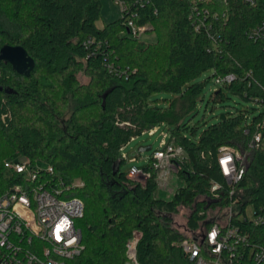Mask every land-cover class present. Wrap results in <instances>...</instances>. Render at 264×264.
Masks as SVG:
<instances>
[{
    "label": "trees",
    "instance_id": "obj_1",
    "mask_svg": "<svg viewBox=\"0 0 264 264\" xmlns=\"http://www.w3.org/2000/svg\"><path fill=\"white\" fill-rule=\"evenodd\" d=\"M193 2L149 0L134 7L137 25L150 24L156 34L147 43L129 34L126 14L99 28L101 0H0V50L21 46L35 60L29 78L0 61V86L11 92H0V161L17 154L52 166L65 184L84 182L70 197L85 205L77 222L85 251L69 264H125L135 232L139 264H191L179 244L210 227L209 209L235 199L240 210L232 224L251 243L264 245V224L246 215L251 206L254 218L264 216V94L253 80L264 82V47L246 36L262 17L237 4L230 21L218 26L221 39L213 41L192 27ZM213 4L226 8L223 0ZM207 71L213 75L199 82ZM227 75L234 80L220 85L210 101L225 105L234 96L260 109L227 112L200 131L205 120H187L204 100L206 82ZM159 94L172 98H155ZM159 125L183 150L174 162L182 187L170 200L157 195L156 171L141 185L124 170L122 150ZM258 133L261 141L251 148ZM222 147L249 153L234 186L218 165ZM144 169L151 170V162ZM214 184L224 195L220 201L211 199ZM184 208L190 212L181 232L174 217Z\"/></svg>",
    "mask_w": 264,
    "mask_h": 264
},
{
    "label": "built area",
    "instance_id": "obj_2",
    "mask_svg": "<svg viewBox=\"0 0 264 264\" xmlns=\"http://www.w3.org/2000/svg\"><path fill=\"white\" fill-rule=\"evenodd\" d=\"M114 1L122 7V15H128L130 35L138 38L152 30L150 24L137 25L138 13L133 10L137 5L144 7L149 0ZM223 2L226 8L220 11L213 9V0H194L189 19L195 32L213 41L220 40V22L228 23L235 5L240 4L256 10L262 17L258 24L246 31V36L264 47V0ZM234 78L233 75L219 77L215 84L231 83ZM253 80L264 94V82L257 78ZM161 128L164 131L161 132L159 147L149 158L151 170L130 167L129 177L141 185H146L152 178V171L158 173L173 168L175 160L183 154L182 148L170 143V133L164 125L155 126L141 135L154 136ZM260 141L261 134L258 133L251 142V148ZM244 160L245 156L240 151L231 147L220 148L218 165L230 186L243 179L246 171ZM84 185L80 180L65 184L57 178L52 166L20 155L19 158L0 161V264H69L81 257L85 245L77 222L85 215V205L82 200L70 197V192ZM219 191L220 186L214 184L212 200L223 199L224 195ZM230 194L234 196L236 191L232 189ZM238 202L235 199L229 207L213 209L215 215H208L210 227L202 226L203 229L179 244L191 264H264V245L251 243L248 235L232 224V218L239 213L234 211L239 206ZM226 212L227 215L221 218ZM253 221L255 225H262L264 216L253 218ZM138 242L139 233L135 232L126 245L125 264H139Z\"/></svg>",
    "mask_w": 264,
    "mask_h": 264
},
{
    "label": "rangeland",
    "instance_id": "obj_3",
    "mask_svg": "<svg viewBox=\"0 0 264 264\" xmlns=\"http://www.w3.org/2000/svg\"><path fill=\"white\" fill-rule=\"evenodd\" d=\"M102 3V17L98 22V27L103 28L105 25L112 23L114 21L119 20L122 17V7L120 4L116 3L114 0H101ZM141 41L152 43L156 41V34L153 32L148 31L147 33H142L138 36ZM213 72L207 71L205 72L199 79V82H204L208 77H211ZM82 82H85L86 79L80 76ZM259 81H261L259 79ZM262 82V81H261ZM220 85L215 84V79L211 78L209 81L206 82L204 87L203 97L204 100L202 102H198L196 113L189 117L187 121L190 122L191 125H194L198 122H202L205 120L206 124L203 125L200 131H203L205 127L208 125L216 123L220 116L227 113V112H236V109H260L257 105L251 102H245L238 97H231V99L225 105H214L210 99L214 92L218 91ZM155 98L159 99H170L172 95L169 94H159L155 96ZM69 109L66 111V116L70 115L72 105L74 102L70 101ZM163 106L165 103H161ZM259 114V111L253 112V116ZM164 131V128L156 133L154 136L149 135H140L132 142H130L123 150L122 155L126 158V163L124 165V170H129L131 166H137L139 168H144L149 164V158L153 154L155 150L158 149L159 143L162 139L161 132ZM152 146V150L149 152L139 153L138 150L140 147H148ZM245 156L244 164L247 165L249 161V153H243ZM12 158H19V155L15 154ZM156 183L158 186L157 195L159 198L164 200H170L177 190L182 187V182L180 181L177 175V168L174 165L173 168H168L163 172H158ZM240 196L243 199L247 198L246 192H241ZM213 209H209L207 211L208 215L213 216L215 215V211ZM240 210V206L236 207L234 211L237 213ZM226 211V210H225ZM190 210L181 209L180 213L175 216V224L176 227L181 230V232H185L184 229L187 225V220L189 216ZM227 215V212L221 215V218ZM246 215L248 218H254V210L251 206L246 209ZM203 229V228H201ZM186 234V233H185Z\"/></svg>",
    "mask_w": 264,
    "mask_h": 264
},
{
    "label": "water",
    "instance_id": "obj_4",
    "mask_svg": "<svg viewBox=\"0 0 264 264\" xmlns=\"http://www.w3.org/2000/svg\"><path fill=\"white\" fill-rule=\"evenodd\" d=\"M0 61L11 66L12 70L21 76L29 78L35 68V60L28 55L27 51L21 46H3L0 50ZM11 93L9 90L0 86V92ZM224 118V116H222ZM152 146L140 147L138 152H149Z\"/></svg>",
    "mask_w": 264,
    "mask_h": 264
},
{
    "label": "crops",
    "instance_id": "obj_5",
    "mask_svg": "<svg viewBox=\"0 0 264 264\" xmlns=\"http://www.w3.org/2000/svg\"><path fill=\"white\" fill-rule=\"evenodd\" d=\"M126 159V158H125Z\"/></svg>",
    "mask_w": 264,
    "mask_h": 264
}]
</instances>
